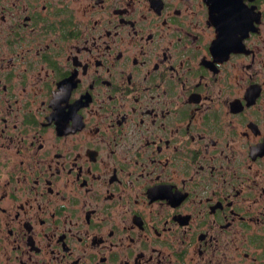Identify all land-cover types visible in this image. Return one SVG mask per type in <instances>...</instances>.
I'll list each match as a JSON object with an SVG mask.
<instances>
[{
    "label": "flooded vegetation",
    "instance_id": "1",
    "mask_svg": "<svg viewBox=\"0 0 264 264\" xmlns=\"http://www.w3.org/2000/svg\"><path fill=\"white\" fill-rule=\"evenodd\" d=\"M0 264H264V0H0Z\"/></svg>",
    "mask_w": 264,
    "mask_h": 264
}]
</instances>
